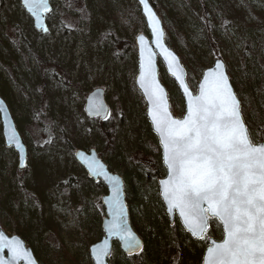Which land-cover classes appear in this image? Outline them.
Listing matches in <instances>:
<instances>
[{
	"label": "rangeland",
	"instance_id": "obj_1",
	"mask_svg": "<svg viewBox=\"0 0 264 264\" xmlns=\"http://www.w3.org/2000/svg\"><path fill=\"white\" fill-rule=\"evenodd\" d=\"M225 1L236 11L246 12L243 0H203V6L199 0H158L163 6L158 15L163 26L168 18L173 22L171 49L194 75L198 66L206 69L215 59L196 21L203 11L210 19H223ZM248 2L255 12L264 14V0ZM116 3L50 0L49 31L42 35L20 0H0V96L32 157L28 168L19 171L17 155L0 146V224L9 236L16 235L11 232L16 224L26 230L30 239L26 245L32 251L43 250L49 263L50 253L61 246L72 259L68 264H93L88 249L102 237L105 212L90 196L96 193L95 184L71 153L69 141H76L79 149L94 146L102 151V158L126 178L133 223L147 245L141 264H201L205 242L193 240L179 224L169 226L177 227L176 231L166 230L169 219L156 183L161 177L145 174L153 171L150 163L157 162L164 170L160 148L147 133L145 114L131 95L124 63L113 54L115 39L101 36L100 40V34L109 29L108 17ZM227 13L232 17L231 10ZM244 20L255 24L248 13ZM219 41L220 57L230 68L249 135L254 142L264 141V34L243 28L235 18L219 31ZM97 89L105 92L106 102L120 117L117 142L106 151L95 127L83 117L87 118L85 98ZM177 104L183 114L180 94ZM13 176L26 184L29 195L21 192L24 187L20 190ZM145 205L161 213L158 232L147 224Z\"/></svg>",
	"mask_w": 264,
	"mask_h": 264
},
{
	"label": "snow or ice",
	"instance_id": "obj_2",
	"mask_svg": "<svg viewBox=\"0 0 264 264\" xmlns=\"http://www.w3.org/2000/svg\"><path fill=\"white\" fill-rule=\"evenodd\" d=\"M38 4L43 5L44 12L50 11L46 0H22L23 7L33 15ZM138 4L143 6L153 43L162 49L168 61V72L179 82L187 98L186 115L173 118L164 89L156 81L153 56L145 60L142 48L138 83L148 97L147 115L163 149L167 178L159 180V190L167 212L178 210L183 227L200 240H205L211 220L222 226V241L213 240L207 245L202 264H264V141L253 142L249 135L227 64L219 58L218 50H214L215 67L204 76L199 94L194 95L182 79L183 69L176 57L162 44L164 34L160 20L148 0H138ZM39 22L40 17H37L38 25ZM43 31L47 33L48 29L45 27ZM110 37L111 33L105 39ZM2 105L0 101V109ZM92 112L100 115L104 108L95 104ZM104 118L108 116L105 114ZM10 143L20 151V167H25L23 147L15 134ZM89 168L94 175H103L111 185L109 203L114 222L110 231L120 237L129 255L142 251L141 241L127 229L123 219L119 179L108 175L94 162ZM4 248L10 252L11 260L0 258V264H18L20 259H24L25 264H35L15 237L9 239L0 233V253ZM92 252L96 264H102L101 256L110 254L106 248L99 253L93 248Z\"/></svg>",
	"mask_w": 264,
	"mask_h": 264
},
{
	"label": "trees",
	"instance_id": "obj_3",
	"mask_svg": "<svg viewBox=\"0 0 264 264\" xmlns=\"http://www.w3.org/2000/svg\"><path fill=\"white\" fill-rule=\"evenodd\" d=\"M113 1V0H112ZM115 2H117V7L116 9L114 8V10L109 14L108 20H109V29L105 30L103 33L100 34V40H101V36L105 37L107 34L111 33V38L115 39L116 42V46L114 48L113 54L116 55V57H118L123 63H124V67L126 69L127 72V81H128V85H129V89L131 90V95L133 97V99L136 100V102L139 104L140 106V110H141V114H145L144 112V103L142 101L141 96L139 95L138 91L135 88L134 85V77L136 74V48H135V37L139 34V33H143L146 36H148V33L146 31V27H145V23L143 18L140 15L139 12V7L137 6L135 0H130V4H129V0H114ZM127 1V2H126ZM151 5L154 7L155 11L157 12V14L159 15L161 11H163V6L161 7V5L159 4L158 0H149ZM200 1V5L202 4L203 6V0H199ZM243 3L245 4V8H246V12L241 13L239 11H236V9L232 6L229 5V3H227L226 1L224 2V4H222V10H223V15L224 18L217 20L216 17L213 18H208V16L203 12H201V14L198 17V21H196L197 23V27L200 31V34L205 37L209 49H210V53L212 54L214 50H218V56H220V48H221V43L219 41V31H222L224 29H226L229 25L233 24L235 22V18L238 19L240 21V23L242 24L243 28H250V29H254L257 31H261V33L264 34V14H260L257 13L253 10V8L251 7V5L249 4L248 0H243ZM161 10V11H160ZM228 10H231L232 12V17L229 16V14L227 13ZM246 13H248L251 17L254 18L255 20V24L254 25H247L245 20H244V16L246 15ZM202 17H206L207 19H202ZM210 22V26L209 25ZM227 22V23H225ZM172 24L173 22L171 21V19H167L166 20V25L165 27V31L166 33V43L170 48H173V43H172V38H171V33L170 31L172 30ZM113 31H112V30ZM212 41V42H211ZM212 56L214 58H217V56H214L212 54ZM223 58V57H222ZM224 59V58H223ZM182 63L186 69L187 72V82L190 86V88H192L193 90H195V84L196 81L199 80L200 78V74L201 72L205 69L204 67H197V74L194 75L192 69L187 66V64L185 63V61L181 58ZM228 74L230 73V68L228 67ZM159 75H160V79L162 81V83L165 85L168 94H169V99H170V104H171V110L174 114V116L176 117H180L182 115L181 113V109L180 106L177 104V98L179 95L178 89L175 86L174 82L172 80H170L169 78H167L166 73L162 67L161 64H159ZM230 75V74H229ZM231 77V75H230ZM231 82L233 85V79L231 78ZM235 92L240 100V97L235 89ZM85 98V96H83V99ZM241 101V100H240ZM84 119L87 121V123H90L93 125V127H95V133L98 135L99 139L103 142V150L106 151L108 149V147H110V145L112 144L113 146H115L116 142H117V138L118 135L116 134V125L118 124V121L120 120V117L115 115V110L113 108L110 107V112H109V116L107 118L106 121L104 122H100L98 120L95 121H91L87 118H85V116H83ZM246 122V121H245ZM144 124L147 130V133L155 138V136L151 133L149 124L147 123L146 120H144ZM247 127L249 129L250 132V127L247 124ZM263 131L262 133L264 134V126L262 127ZM1 130V129H0ZM106 133V134H105ZM254 142V141H253ZM70 147H71V153L74 154L76 150L79 149V147H75L76 145H78V143L76 141L72 142L69 141ZM3 145V141L1 138V132H0V146ZM94 146H84V147H80L81 150L83 149H91ZM73 151V152H72ZM99 155L101 157H104V153L101 151L99 152ZM31 157V150L30 148H28V160H30ZM104 160V159H103ZM135 160L134 157H132V161ZM104 162L109 166L110 170L114 173H117L120 175V173L116 172L114 169H112L113 167L104 160ZM152 168L153 171L149 170L147 171V173H145L146 175L152 176H164V170L162 168H160L159 164L156 162V164H149ZM83 172V171H82ZM122 175V174H121ZM120 175V176H121ZM123 176V177H122ZM121 177L124 179L125 182V186H124V190H125V195H126V200L129 197V193L127 190V186H126V178H124V175H122ZM13 182L19 187V189L21 190V188H23L24 190L21 192L23 194H28V190H27V186L26 184H23V181L15 176L12 177ZM96 187V193H91L90 196L92 199L95 200V202L97 204L100 203V197L106 193L103 185H101L100 183L95 184ZM29 195V194H28ZM140 200L139 202L142 203V199L141 197H139ZM137 202V203H139ZM131 202L129 200H127V205L128 207L131 206ZM146 207V220H147V224L153 228L152 230H155L158 232V216H160L161 213L154 211L153 209L151 210V208L147 205H145ZM1 211V210H0ZM129 216H130V224L132 226V228L134 229L135 232H137L140 235V231L137 229V227L134 225L133 223V216L130 213L129 210ZM175 225H178V222H175ZM210 230L207 233V237H212L216 240H220L221 239V229L218 226V224L211 220L210 221ZM170 225H168V223H166V230L173 232L176 231L178 228L176 227H169ZM179 226V225H178ZM11 232L13 234H16L18 236H20L27 244H30V239L27 237V231H22L19 227L18 224H16V226L14 228H12ZM145 244V249L144 251L139 254L137 257H131V258H126L125 256H120V250L118 247V244L116 242L113 243V251H112V256L109 259V264H141V259L144 256V252L146 251L147 245ZM206 244V242H205ZM34 255L36 257V259L38 260L39 264H68L69 261H72L71 257H69V255L66 253V251L63 249V247L59 246L58 249H56V251H52V253H50L51 255V262H47L45 261V258L43 256V250H39L38 251H33ZM119 257H121L119 259Z\"/></svg>",
	"mask_w": 264,
	"mask_h": 264
},
{
	"label": "water",
	"instance_id": "obj_4",
	"mask_svg": "<svg viewBox=\"0 0 264 264\" xmlns=\"http://www.w3.org/2000/svg\"><path fill=\"white\" fill-rule=\"evenodd\" d=\"M21 1V5H22V0ZM137 6L139 7V12L141 17L144 20L145 23V27H146V31L148 33V36H146L143 33H139L134 40L135 43V48H136V74L134 77V85L136 90L138 91L139 95L142 98V101L144 103L145 106V118L147 120V123L149 124L151 133L155 136L156 140H157V144L159 146L158 143V136L156 135L154 129L152 128L151 125V121L150 118L147 115L148 109L150 107V104L148 102V97L144 94V90L140 87L139 83H138V79H139V65H140V60H141V49L143 48L144 51V59L146 60L147 57L149 55L153 56L154 59V65H155V70H156V81L161 85V87L164 89V94L166 96V100H167V104H168V110L170 112V114L172 115L173 118H183L184 115H186V108H187V98L184 97L183 95V90L181 88H179V82L175 80V78L171 75L170 72H168L167 70V63L168 61L165 60L164 58V54L162 52L161 48H158L154 43V37L152 35V31L151 28L148 25V21H147V17L144 15L143 13V6L138 4V0H135ZM47 6L50 9L49 12H44L43 11V5L38 4L36 6L35 9V15H33V13H30L27 11V9H25L23 7V9L25 10V12L31 16V18L33 19V24H34V28L36 31H40L42 35H45L47 33H45L43 31V28H47L46 25V16L49 15L51 13V5H50V0H46ZM149 6L153 9V11L155 12L157 18L160 20V27L163 31V39H162V44L165 48L168 49V51H170L177 59V61L179 62L180 67L183 69V76L182 79L185 81L186 86L189 88V90L194 94V95H198L199 94V84L203 82L204 76L211 70L214 69L215 67V61L217 58L214 59L212 65L206 69H204L201 73L200 79L196 82L195 84V91H193L190 86L188 85L187 82V72L185 67L182 64V61L180 59V57L178 56L177 53H175L166 43L165 40V30H164V26L163 23L160 19V17L158 16L157 12L155 11L154 7L151 5L150 1L148 0ZM37 17H40V22L39 25L37 24ZM48 29V28H47ZM141 37H143V40H141ZM222 61L223 59L221 57H219ZM224 62V61H223ZM159 64H161L163 66V69L166 73V75L174 82L175 86L178 89L179 94L182 97L183 103H184V111L181 117H176L174 116V114L172 113L171 110V104H170V99H169V94L168 91L165 87V85L162 83L161 79H160V75H159ZM231 82V79H230ZM232 84V83H231ZM234 89V87H233ZM235 91V90H234ZM0 101H3V105H2V109H0V125H1V137L4 143V146L8 149H11L16 155H17V169L19 171H24L27 169L28 167V153H27V147L24 144L22 137L20 135V133L18 132L16 125L14 123L13 117L10 113V110L6 104V102L2 99V97L0 96ZM95 104H99L102 105L104 108V112L101 113L100 115H96L94 112H92V107ZM84 112L86 114V116L91 119V120H95V119H99L100 121H105L106 119L104 118V115L106 114L108 116L109 113V106L107 104V102L105 101V93L102 89H97L94 90L93 92H91L85 99V104H84ZM90 112L92 113L90 115ZM13 134H15L16 139L20 141L21 146L23 147V156H24V164L25 167L21 168L20 167V151L16 148L14 143H10V138L13 136ZM160 157H161V164L165 170V175L161 178H159L156 183H157V187H158V195L159 198L161 199V202L165 208V214L167 216V218L169 219V224L170 226H173L175 221L178 222L179 226L183 229V231L189 235L193 240L196 241H202L200 239H197L195 237H193L191 235V233L187 232V230L183 227L181 218L179 217V213L178 210H173L172 213H168L167 212V208H166V204L163 201L162 196L160 195V190H159V180L161 179H166V167L163 164V159H162V154H163V149L162 147H160ZM75 161L77 162V164L84 170V172L86 173V176L89 180L93 181L94 183H101L105 189H106V194L103 195L100 198V202L102 207L104 208V212H105V216L102 219L101 222V231L103 233L100 241H98L97 243L91 245L88 249L89 252V256L92 260L93 264H96V259H95V255L92 252L93 248H96L97 253H99V251L101 249L106 248L109 251V256L104 257L101 256V261L102 264H109V259L112 256V251H113V243L116 242L118 244L119 250L124 254L125 257L127 258H131V257H137L139 254H141L144 250L145 244L144 241L142 239V237H140V235H138L134 229L132 228L131 224H130V219H129V208L127 206V202H126V197H125V192H124V181L123 178L121 176H119L116 173H113L109 170L108 165L102 160V158L100 157L98 151L95 148H92L88 151H84V150H77L75 152L74 155ZM93 162L95 163L96 166L98 167H102L104 169V171L110 175V176H115L119 179L120 181V187H121V196H120V200L123 204V208H124V214H123V219L126 221V226L127 229L133 233V235L139 239L141 241V244L143 246V250L142 251H134L131 255H129V253L125 250L124 246H123V241H121L120 237L111 232L110 229L112 228L113 222H114V218L113 215L111 214V212L113 211L109 201H111L112 199V190H111V185L109 184V182L107 180H105L104 176H96L94 175L89 168L90 164H93ZM215 221V220H213ZM216 223H218L217 221H215ZM210 224V222H209ZM209 228L207 229V231L205 232V236L207 235V232L209 231ZM221 232H222V226H220ZM0 233H3L5 237L11 239L13 237L16 238V240L18 241V243L20 244L21 248L26 251L27 253L30 254V258L35 261V264H39L38 260L36 259L32 249L26 245V242L18 235H7L4 230L1 227L0 224ZM223 239V233H222V238L220 240H216L212 237H208L206 242L207 245L215 240L216 242H221ZM207 248V247H206ZM206 254V249L203 252V255ZM202 255V257H203ZM0 258H3L5 261H10L11 260V254L8 251L7 248H4L3 252L0 253ZM18 264H25V260L24 259H20L18 261ZM202 264V262H201Z\"/></svg>",
	"mask_w": 264,
	"mask_h": 264
},
{
	"label": "bare ground",
	"instance_id": "obj_5",
	"mask_svg": "<svg viewBox=\"0 0 264 264\" xmlns=\"http://www.w3.org/2000/svg\"><path fill=\"white\" fill-rule=\"evenodd\" d=\"M189 30V29H188ZM32 42V41H31ZM212 42V41H211ZM27 43V42H26ZM35 86V85H34ZM106 134V133H105ZM73 152V151H72Z\"/></svg>",
	"mask_w": 264,
	"mask_h": 264
}]
</instances>
